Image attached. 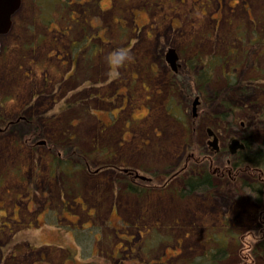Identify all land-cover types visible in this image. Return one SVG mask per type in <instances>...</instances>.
<instances>
[{"label": "rangeland", "instance_id": "rangeland-1", "mask_svg": "<svg viewBox=\"0 0 264 264\" xmlns=\"http://www.w3.org/2000/svg\"><path fill=\"white\" fill-rule=\"evenodd\" d=\"M245 130L264 140V0H20L0 35V264H264V195L243 188L264 176L229 149ZM206 168L210 189L174 193Z\"/></svg>", "mask_w": 264, "mask_h": 264}, {"label": "trees", "instance_id": "trees-1", "mask_svg": "<svg viewBox=\"0 0 264 264\" xmlns=\"http://www.w3.org/2000/svg\"><path fill=\"white\" fill-rule=\"evenodd\" d=\"M227 109L228 111L223 113L224 117L219 116L221 122L227 119V112H229L230 106H227ZM250 135L251 134L247 130H245L242 134L241 141L243 142V149L239 150L235 155L232 156V158H234L233 166L235 167L233 169L237 171L241 170L245 173L251 168L253 170H258L259 176H261V174L264 176V140L257 142L253 136L249 138ZM256 181L258 183H254L257 184V187H259V190L263 191V193H259V190L256 189V186L253 185V183H247L246 181L243 182V188H246L251 194L261 197L262 194L264 195V180L257 179ZM211 184V172L207 168L205 170L201 169L200 171H196L195 175L183 179L182 187L175 190L174 193L180 197H184L188 194H191L195 190L201 191L207 188L210 189L212 187ZM260 200L264 204L263 197ZM213 253L217 255L223 254L222 250H219V248Z\"/></svg>", "mask_w": 264, "mask_h": 264}, {"label": "water", "instance_id": "water-1", "mask_svg": "<svg viewBox=\"0 0 264 264\" xmlns=\"http://www.w3.org/2000/svg\"><path fill=\"white\" fill-rule=\"evenodd\" d=\"M20 5V0H0V35L6 34L11 25V17L18 9ZM166 59L169 64L174 67L175 61L177 60V56L173 49H168L166 54ZM198 104V100L195 99L193 102V113L195 114V107ZM208 134L212 135V131L208 129ZM216 138L213 137L212 141H209V145L216 147ZM243 144L238 140L233 139L229 145L230 152L232 154L235 153L237 148H242Z\"/></svg>", "mask_w": 264, "mask_h": 264}, {"label": "clouds", "instance_id": "clouds-1", "mask_svg": "<svg viewBox=\"0 0 264 264\" xmlns=\"http://www.w3.org/2000/svg\"><path fill=\"white\" fill-rule=\"evenodd\" d=\"M133 59V55L131 51L127 48H117L114 49L110 54H109V60L110 63L119 66L123 65L125 63L130 62Z\"/></svg>", "mask_w": 264, "mask_h": 264}, {"label": "flooded vegetation", "instance_id": "flooded-vegetation-1", "mask_svg": "<svg viewBox=\"0 0 264 264\" xmlns=\"http://www.w3.org/2000/svg\"><path fill=\"white\" fill-rule=\"evenodd\" d=\"M189 160H191L190 159V157L188 158ZM131 174H126V178H128L129 176H130ZM128 176V177H127ZM139 179H140V181L142 182V186H141V191L142 192H148L151 188L149 187V184L150 183H152L153 182V178L152 177H149V176H141L140 175V177H139ZM165 183H167V181H165ZM165 185H168V184H165ZM178 188L176 187L175 189H174V192H175V190H177Z\"/></svg>", "mask_w": 264, "mask_h": 264}]
</instances>
